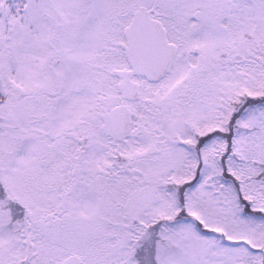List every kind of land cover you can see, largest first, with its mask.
<instances>
[{
	"label": "snow or ice",
	"instance_id": "1",
	"mask_svg": "<svg viewBox=\"0 0 264 264\" xmlns=\"http://www.w3.org/2000/svg\"><path fill=\"white\" fill-rule=\"evenodd\" d=\"M0 264H264V0H0Z\"/></svg>",
	"mask_w": 264,
	"mask_h": 264
}]
</instances>
